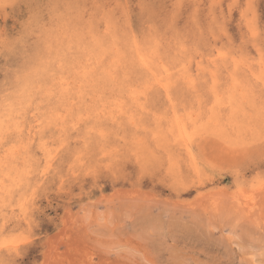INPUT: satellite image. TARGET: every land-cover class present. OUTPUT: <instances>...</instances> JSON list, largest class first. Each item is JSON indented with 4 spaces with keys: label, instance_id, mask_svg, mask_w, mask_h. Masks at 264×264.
Wrapping results in <instances>:
<instances>
[{
    "label": "rangeland",
    "instance_id": "374dc122",
    "mask_svg": "<svg viewBox=\"0 0 264 264\" xmlns=\"http://www.w3.org/2000/svg\"><path fill=\"white\" fill-rule=\"evenodd\" d=\"M0 264H264V0H0Z\"/></svg>",
    "mask_w": 264,
    "mask_h": 264
},
{
    "label": "bare ground",
    "instance_id": "6f19581e",
    "mask_svg": "<svg viewBox=\"0 0 264 264\" xmlns=\"http://www.w3.org/2000/svg\"><path fill=\"white\" fill-rule=\"evenodd\" d=\"M167 74V73H166ZM156 81L159 85H161L162 87L166 88L168 85V79L166 77L163 76H157ZM184 128V127H183ZM180 129V128H179ZM180 131V130H179ZM182 134V133H181ZM189 135V134H188ZM188 150V149H187ZM189 151V150H188Z\"/></svg>",
    "mask_w": 264,
    "mask_h": 264
}]
</instances>
